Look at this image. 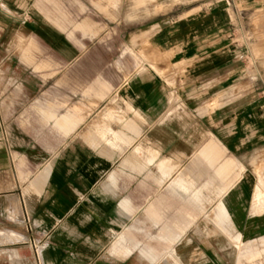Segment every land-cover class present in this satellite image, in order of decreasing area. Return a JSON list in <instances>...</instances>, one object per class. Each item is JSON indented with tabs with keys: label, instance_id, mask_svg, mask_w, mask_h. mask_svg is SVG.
Returning <instances> with one entry per match:
<instances>
[{
	"label": "crops",
	"instance_id": "0c3cea01",
	"mask_svg": "<svg viewBox=\"0 0 264 264\" xmlns=\"http://www.w3.org/2000/svg\"><path fill=\"white\" fill-rule=\"evenodd\" d=\"M263 166L264 0H0V264H253Z\"/></svg>",
	"mask_w": 264,
	"mask_h": 264
},
{
	"label": "rangeland",
	"instance_id": "374dc122",
	"mask_svg": "<svg viewBox=\"0 0 264 264\" xmlns=\"http://www.w3.org/2000/svg\"><path fill=\"white\" fill-rule=\"evenodd\" d=\"M260 172H261V173H260ZM259 173H260V174H259ZM257 175H258V177H260L261 181H263V183H264V166L261 167V168L259 169V172L257 173ZM253 247L255 248L256 246H253ZM263 250H264V249H263ZM263 255H264V254H263ZM261 257H262V254L259 255V253H258V254L254 253L253 256L251 257V260H252L253 262H256V261H258Z\"/></svg>",
	"mask_w": 264,
	"mask_h": 264
},
{
	"label": "built area",
	"instance_id": "2783aa9c",
	"mask_svg": "<svg viewBox=\"0 0 264 264\" xmlns=\"http://www.w3.org/2000/svg\"><path fill=\"white\" fill-rule=\"evenodd\" d=\"M253 264H264V255L256 262H254Z\"/></svg>",
	"mask_w": 264,
	"mask_h": 264
}]
</instances>
